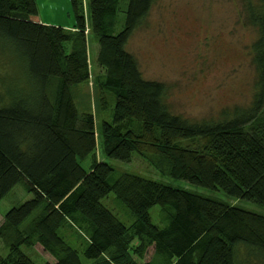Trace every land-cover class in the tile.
<instances>
[{"label": "trees", "instance_id": "16d2710c", "mask_svg": "<svg viewBox=\"0 0 264 264\" xmlns=\"http://www.w3.org/2000/svg\"><path fill=\"white\" fill-rule=\"evenodd\" d=\"M155 1L89 0L106 68L100 87L114 100L101 126L105 156L157 157L174 180L264 208V0H240L242 22L256 34L251 102L213 124L172 114L166 86L145 80L126 51ZM68 2L74 33L34 21L35 0H0V201L17 185L32 196L4 216L8 253L0 264H34L21 251L33 246L52 257L44 264H264V216L135 175L115 177L94 159L92 116H79L71 93L88 79L86 27L80 0ZM110 194L128 224L101 205ZM154 207L160 226L150 218ZM65 223L85 235L81 253L58 235Z\"/></svg>", "mask_w": 264, "mask_h": 264}, {"label": "rangeland", "instance_id": "374dc122", "mask_svg": "<svg viewBox=\"0 0 264 264\" xmlns=\"http://www.w3.org/2000/svg\"><path fill=\"white\" fill-rule=\"evenodd\" d=\"M37 15L32 19L74 33V18L68 0H36ZM85 23L84 56L88 79L71 89L79 116L89 114L94 122L96 149L94 159L104 161L115 172L135 175L174 189H182L202 197L222 201L242 210L264 216V208L242 200L229 199L168 176L166 162L157 157L132 154L129 162L110 160L102 147L101 126L110 121L113 98L101 89L106 68L98 61L99 46L91 32L89 0H80ZM240 0H156L143 24L128 39L126 51L131 54L145 80L162 83L167 88L165 103L169 111L191 123L213 124L229 119L237 109L251 102L255 71L251 64L250 45L256 38L243 24ZM91 158L80 163L89 168ZM32 196L15 186L0 201V225L13 207ZM120 222L130 218L113 194L100 201ZM159 208L150 211L153 224L160 226ZM73 250L81 253L85 235L69 223L57 231ZM21 251L34 264L53 262L39 246L22 247ZM152 248L147 250L149 260ZM8 249L0 240V256Z\"/></svg>", "mask_w": 264, "mask_h": 264}, {"label": "crops", "instance_id": "0c3cea01", "mask_svg": "<svg viewBox=\"0 0 264 264\" xmlns=\"http://www.w3.org/2000/svg\"><path fill=\"white\" fill-rule=\"evenodd\" d=\"M35 1H36V0H35ZM34 21H36V20L34 19ZM36 22L41 23V22H39V21H36Z\"/></svg>", "mask_w": 264, "mask_h": 264}]
</instances>
